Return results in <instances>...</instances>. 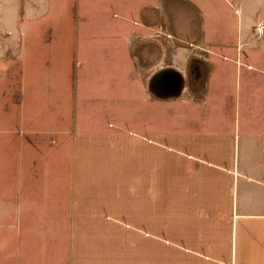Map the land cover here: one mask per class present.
I'll list each match as a JSON object with an SVG mask.
<instances>
[{
	"label": "crops",
	"instance_id": "crops-1",
	"mask_svg": "<svg viewBox=\"0 0 264 264\" xmlns=\"http://www.w3.org/2000/svg\"><path fill=\"white\" fill-rule=\"evenodd\" d=\"M73 11L0 39V264H264V0Z\"/></svg>",
	"mask_w": 264,
	"mask_h": 264
},
{
	"label": "rangeland",
	"instance_id": "rangeland-1",
	"mask_svg": "<svg viewBox=\"0 0 264 264\" xmlns=\"http://www.w3.org/2000/svg\"><path fill=\"white\" fill-rule=\"evenodd\" d=\"M73 2L74 0H0V38L9 41V31L12 30H31L34 32H44L50 29L60 30L70 26L73 19ZM42 38H36V57L33 65H40L49 53L39 44ZM2 56L0 55V67L3 66V77L9 82H14L17 78H23V61L12 57L10 48L4 46ZM1 72V70H0ZM43 70H33V73L42 74ZM6 80V81H7ZM12 87L4 86L5 100L4 104L0 103L1 111L4 117L0 118V126L11 128L16 126L17 119L13 116V107L11 98ZM16 86H14V90ZM13 116V117H12Z\"/></svg>",
	"mask_w": 264,
	"mask_h": 264
},
{
	"label": "built area",
	"instance_id": "built-area-1",
	"mask_svg": "<svg viewBox=\"0 0 264 264\" xmlns=\"http://www.w3.org/2000/svg\"><path fill=\"white\" fill-rule=\"evenodd\" d=\"M256 31H258L259 33H263V31H264V24H260V25H258V26H256Z\"/></svg>",
	"mask_w": 264,
	"mask_h": 264
}]
</instances>
